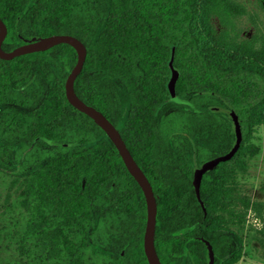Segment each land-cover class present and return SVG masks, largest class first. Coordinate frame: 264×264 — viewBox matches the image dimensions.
<instances>
[{
	"label": "trees",
	"instance_id": "16d2710c",
	"mask_svg": "<svg viewBox=\"0 0 264 264\" xmlns=\"http://www.w3.org/2000/svg\"><path fill=\"white\" fill-rule=\"evenodd\" d=\"M234 9L235 0H0L5 50L53 34L86 44L75 90L118 127L151 181L162 264H209L201 236L212 242L215 264H235L246 254L229 226L242 214L233 212L236 201L246 203L231 163L243 169V143L264 124V43L217 32L213 15ZM173 51L177 91L190 103L171 98ZM77 60L68 43L0 57V134L17 148L37 149L34 169L21 181L25 221L8 240L19 256L41 264H150L144 191L107 133L68 100ZM230 109L244 137L231 159L203 175L206 213L195 169L234 145ZM226 209L229 219L216 214Z\"/></svg>",
	"mask_w": 264,
	"mask_h": 264
},
{
	"label": "rangeland",
	"instance_id": "374dc122",
	"mask_svg": "<svg viewBox=\"0 0 264 264\" xmlns=\"http://www.w3.org/2000/svg\"><path fill=\"white\" fill-rule=\"evenodd\" d=\"M235 2L237 9L214 14L212 25L218 33L228 29L239 40L260 39L264 43V0ZM124 101L127 111V96ZM208 141L205 139V144ZM36 154L37 149L17 148L12 136L0 134V260H13L19 264H41L39 260L19 256L14 242L10 243L8 240L9 233L16 234L18 230L21 231L25 221L21 181L33 171ZM239 156L245 162L243 169L237 167L235 160L231 165L237 169L235 176L238 190L242 194V201L245 200L246 203L240 199L235 200L237 204L233 212L237 213L241 209L242 214L240 217L231 218L229 221L233 222L229 226L237 239L244 240L246 254L235 264H264V124L257 125L249 139L244 141ZM233 212L226 209L219 210L216 214L230 217ZM97 238H102V231H98Z\"/></svg>",
	"mask_w": 264,
	"mask_h": 264
},
{
	"label": "water",
	"instance_id": "95a60500",
	"mask_svg": "<svg viewBox=\"0 0 264 264\" xmlns=\"http://www.w3.org/2000/svg\"><path fill=\"white\" fill-rule=\"evenodd\" d=\"M8 33V27L4 20L0 18V57L4 59H11L15 56L47 50L48 48L57 45L59 43H68L76 48L78 53V60L75 66L70 71L67 81H66V94L68 100L79 110L88 114L95 122L107 133L110 139L117 146L127 168L131 174L136 178L142 187L147 201V224L144 236V247L145 252L148 257L150 264H162L160 256L157 252L155 244L156 235V224H157V198L152 186L151 181L145 174L144 170L140 167L132 152L130 151L127 143L125 142L118 127L96 106L86 103L75 90V80L79 73L82 71L86 57H87V46L86 44L75 35L71 34H53L49 36H34L32 38H24V43L20 44L16 48L7 51L3 48V41ZM174 51L171 58L172 74L168 82V88L171 94V98L174 101L180 103H190L189 100L179 96L177 91V80L179 78V71L174 65ZM214 110H224L223 107L214 106ZM230 116L232 117L236 141L232 148L225 154L218 155L203 162L200 166L195 169L194 185L197 192V196L207 213V208L205 202L202 200L201 196V182L203 175L215 168L220 162L231 159L238 151L242 141H243V129L240 117L235 109L228 110ZM204 241L207 245L209 251V264H215V250L212 242L206 237H198Z\"/></svg>",
	"mask_w": 264,
	"mask_h": 264
}]
</instances>
